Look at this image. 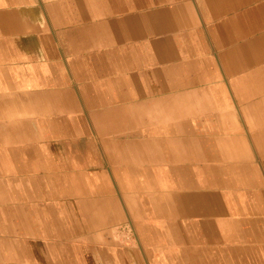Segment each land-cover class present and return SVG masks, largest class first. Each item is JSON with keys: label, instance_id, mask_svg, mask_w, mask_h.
<instances>
[{"label": "crops", "instance_id": "1", "mask_svg": "<svg viewBox=\"0 0 264 264\" xmlns=\"http://www.w3.org/2000/svg\"><path fill=\"white\" fill-rule=\"evenodd\" d=\"M0 264H264V0H0Z\"/></svg>", "mask_w": 264, "mask_h": 264}]
</instances>
